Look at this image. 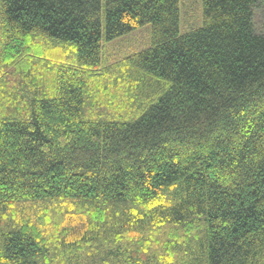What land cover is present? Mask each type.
<instances>
[{"label": "trees", "instance_id": "1", "mask_svg": "<svg viewBox=\"0 0 264 264\" xmlns=\"http://www.w3.org/2000/svg\"><path fill=\"white\" fill-rule=\"evenodd\" d=\"M258 10L1 0L0 264H264Z\"/></svg>", "mask_w": 264, "mask_h": 264}, {"label": "rangeland", "instance_id": "2", "mask_svg": "<svg viewBox=\"0 0 264 264\" xmlns=\"http://www.w3.org/2000/svg\"><path fill=\"white\" fill-rule=\"evenodd\" d=\"M1 3V0H0ZM203 0H180V31L186 32L202 23ZM255 23L264 31V10H258ZM151 24L105 42L104 57L110 62L151 46Z\"/></svg>", "mask_w": 264, "mask_h": 264}]
</instances>
